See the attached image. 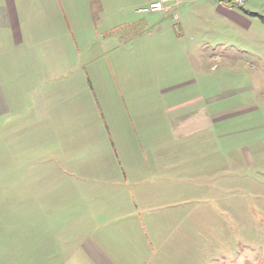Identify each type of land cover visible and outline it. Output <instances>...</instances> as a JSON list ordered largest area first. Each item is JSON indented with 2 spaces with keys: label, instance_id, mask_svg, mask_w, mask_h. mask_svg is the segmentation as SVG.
<instances>
[{
  "label": "rangeland",
  "instance_id": "obj_1",
  "mask_svg": "<svg viewBox=\"0 0 264 264\" xmlns=\"http://www.w3.org/2000/svg\"><path fill=\"white\" fill-rule=\"evenodd\" d=\"M201 14L80 23L64 69L0 75V264H264V0Z\"/></svg>",
  "mask_w": 264,
  "mask_h": 264
},
{
  "label": "crops",
  "instance_id": "obj_2",
  "mask_svg": "<svg viewBox=\"0 0 264 264\" xmlns=\"http://www.w3.org/2000/svg\"><path fill=\"white\" fill-rule=\"evenodd\" d=\"M153 1L155 0H0V75H7L6 72L9 70L14 74L24 75L28 70L26 61L33 59L38 62L40 72L55 68L57 65L64 69L68 58H70L69 50L75 42L71 29L74 25L87 21L95 23L94 26L116 22L118 25L133 28L138 22L130 20V13H147L139 12V9L145 8ZM198 1L183 2L178 9L170 4L166 12L157 14H161L163 18L168 16L175 19L179 33L185 35V31L189 28L199 29L203 24L207 26L209 22L204 17L208 14L203 15L201 12H211L216 16L229 18V16L232 17L233 10H235L218 0L207 1L206 4H199ZM175 13L177 18L174 17ZM242 22L241 19L239 23ZM247 24L246 26H249L250 21H247ZM179 39L182 38L179 37ZM28 52L33 53L31 58L26 56ZM58 61L65 64H58ZM31 73L37 74V69ZM0 87L2 86L0 85ZM204 119L207 120V116H204ZM201 122L202 117L198 115L178 118L174 121V125H177L175 130L179 132L189 126L188 131L190 126L194 125L195 127ZM166 147V152H164L168 159L170 155L176 158L179 156L177 146L168 145ZM168 159L163 166L169 167L165 168L164 172L178 165L174 163L179 160L170 164ZM167 181L169 180L160 181L161 183L145 182L143 184L142 182L141 185L148 187L151 186L150 184H160L165 187L164 185L170 183ZM94 250L86 251L87 255L92 257L91 254ZM104 258L107 259V257ZM105 259H103L104 264H112L111 261Z\"/></svg>",
  "mask_w": 264,
  "mask_h": 264
},
{
  "label": "built area",
  "instance_id": "obj_3",
  "mask_svg": "<svg viewBox=\"0 0 264 264\" xmlns=\"http://www.w3.org/2000/svg\"><path fill=\"white\" fill-rule=\"evenodd\" d=\"M188 0H155L151 2L147 7L139 9V12H150V13H163L168 10V6L171 4L175 9H178L179 5ZM196 2L198 0H189ZM220 3H230L238 6H243L245 0H218ZM177 18V14L174 15Z\"/></svg>",
  "mask_w": 264,
  "mask_h": 264
},
{
  "label": "trees",
  "instance_id": "obj_4",
  "mask_svg": "<svg viewBox=\"0 0 264 264\" xmlns=\"http://www.w3.org/2000/svg\"><path fill=\"white\" fill-rule=\"evenodd\" d=\"M226 6H228L229 8H233V9H239V8H243V6H238V5H234V4H230V3H224Z\"/></svg>",
  "mask_w": 264,
  "mask_h": 264
}]
</instances>
